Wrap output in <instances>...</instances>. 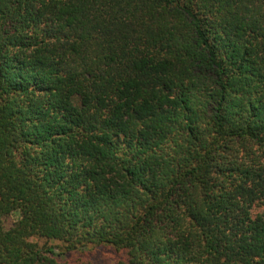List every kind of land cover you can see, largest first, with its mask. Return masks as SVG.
Instances as JSON below:
<instances>
[{
  "label": "trees",
  "instance_id": "1",
  "mask_svg": "<svg viewBox=\"0 0 264 264\" xmlns=\"http://www.w3.org/2000/svg\"><path fill=\"white\" fill-rule=\"evenodd\" d=\"M32 237L264 264V0H0V264H69Z\"/></svg>",
  "mask_w": 264,
  "mask_h": 264
},
{
  "label": "rangeland",
  "instance_id": "2",
  "mask_svg": "<svg viewBox=\"0 0 264 264\" xmlns=\"http://www.w3.org/2000/svg\"><path fill=\"white\" fill-rule=\"evenodd\" d=\"M19 218L18 213L5 216L3 218V224L5 227H9ZM31 241L37 242L39 245L46 244L54 246V252L56 259L60 262H67L69 264L80 263L84 259L91 260L94 264H114L122 253L116 251L109 246L91 247L88 246L84 249H76L72 251H63L62 243L57 240H45L43 238L32 237Z\"/></svg>",
  "mask_w": 264,
  "mask_h": 264
}]
</instances>
